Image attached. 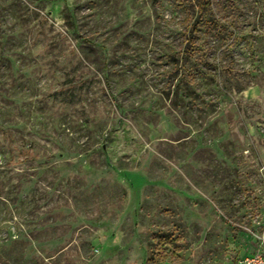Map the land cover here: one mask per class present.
Wrapping results in <instances>:
<instances>
[{"label": "rangeland", "instance_id": "rangeland-1", "mask_svg": "<svg viewBox=\"0 0 264 264\" xmlns=\"http://www.w3.org/2000/svg\"><path fill=\"white\" fill-rule=\"evenodd\" d=\"M264 229V0H0V264H235Z\"/></svg>", "mask_w": 264, "mask_h": 264}, {"label": "built area", "instance_id": "built-area-1", "mask_svg": "<svg viewBox=\"0 0 264 264\" xmlns=\"http://www.w3.org/2000/svg\"><path fill=\"white\" fill-rule=\"evenodd\" d=\"M251 235L254 239L251 251L240 257L235 264H264V229L262 233L251 231Z\"/></svg>", "mask_w": 264, "mask_h": 264}]
</instances>
